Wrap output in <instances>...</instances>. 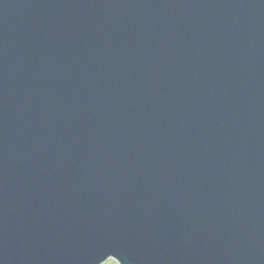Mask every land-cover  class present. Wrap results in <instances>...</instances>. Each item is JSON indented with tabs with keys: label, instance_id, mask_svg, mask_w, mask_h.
<instances>
[{
	"label": "water",
	"instance_id": "95a60500",
	"mask_svg": "<svg viewBox=\"0 0 264 264\" xmlns=\"http://www.w3.org/2000/svg\"><path fill=\"white\" fill-rule=\"evenodd\" d=\"M264 264V0H0V264Z\"/></svg>",
	"mask_w": 264,
	"mask_h": 264
},
{
	"label": "rangeland",
	"instance_id": "374dc122",
	"mask_svg": "<svg viewBox=\"0 0 264 264\" xmlns=\"http://www.w3.org/2000/svg\"><path fill=\"white\" fill-rule=\"evenodd\" d=\"M103 264H119V263L116 260L110 258L106 260Z\"/></svg>",
	"mask_w": 264,
	"mask_h": 264
}]
</instances>
